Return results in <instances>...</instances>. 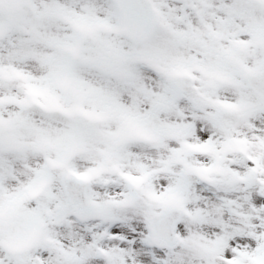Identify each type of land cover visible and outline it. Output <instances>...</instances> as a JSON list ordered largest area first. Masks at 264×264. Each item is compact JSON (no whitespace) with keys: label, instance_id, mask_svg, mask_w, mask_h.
Masks as SVG:
<instances>
[{"label":"snow or ice","instance_id":"6c2138e0","mask_svg":"<svg viewBox=\"0 0 264 264\" xmlns=\"http://www.w3.org/2000/svg\"><path fill=\"white\" fill-rule=\"evenodd\" d=\"M0 264H264V0H0Z\"/></svg>","mask_w":264,"mask_h":264}]
</instances>
